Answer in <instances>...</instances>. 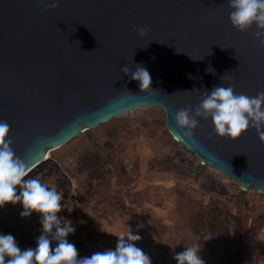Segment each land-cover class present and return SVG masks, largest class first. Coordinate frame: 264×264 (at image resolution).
<instances>
[{
    "label": "water",
    "instance_id": "95a60500",
    "mask_svg": "<svg viewBox=\"0 0 264 264\" xmlns=\"http://www.w3.org/2000/svg\"><path fill=\"white\" fill-rule=\"evenodd\" d=\"M51 3L0 0V120L29 169L84 129L138 105L160 106L169 132L202 162L264 193V137L255 128L231 139L201 119L188 138L174 119L217 84L249 96L264 91V46L255 25H232L228 0ZM137 63L154 89L121 71Z\"/></svg>",
    "mask_w": 264,
    "mask_h": 264
},
{
    "label": "rangeland",
    "instance_id": "374dc122",
    "mask_svg": "<svg viewBox=\"0 0 264 264\" xmlns=\"http://www.w3.org/2000/svg\"><path fill=\"white\" fill-rule=\"evenodd\" d=\"M28 176L63 193L60 215L75 225L68 239L80 256L115 248L131 226L152 264H177L174 253L197 242L206 264H264V193L202 162L169 132L160 106L84 129L48 149ZM21 209L0 208V232L23 249L42 226Z\"/></svg>",
    "mask_w": 264,
    "mask_h": 264
},
{
    "label": "clouds",
    "instance_id": "9594fccd",
    "mask_svg": "<svg viewBox=\"0 0 264 264\" xmlns=\"http://www.w3.org/2000/svg\"><path fill=\"white\" fill-rule=\"evenodd\" d=\"M49 6L57 7V0H52ZM228 6L232 25L242 32L255 25L252 36L264 46V0H228ZM145 32V28L138 29L140 35ZM121 71L131 73V79L139 81L141 90L154 89L151 74L142 63H137L134 70L125 64ZM206 71L215 73L211 65ZM174 119L188 138L193 137L201 119H210L220 137L237 139L250 127L264 137V91L249 96L237 93L233 85L217 84L201 94L194 108L188 105L178 109ZM29 170L28 163L12 147L9 123L0 120V208L19 203L20 216L31 217L36 213L42 226L35 246L23 249L12 233L0 232V264H152L150 255L135 243L142 237L131 226L119 232L115 248L80 256L75 243L68 239L75 232V225L60 215L63 193L39 178L28 176ZM174 256L177 264H206L198 242Z\"/></svg>",
    "mask_w": 264,
    "mask_h": 264
}]
</instances>
